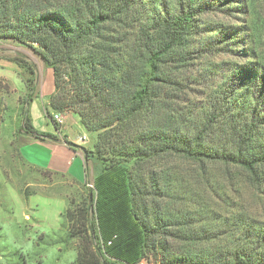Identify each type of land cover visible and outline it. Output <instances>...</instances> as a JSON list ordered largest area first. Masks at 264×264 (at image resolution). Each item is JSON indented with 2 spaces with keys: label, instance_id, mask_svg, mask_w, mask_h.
<instances>
[{
  "label": "trees",
  "instance_id": "obj_1",
  "mask_svg": "<svg viewBox=\"0 0 264 264\" xmlns=\"http://www.w3.org/2000/svg\"><path fill=\"white\" fill-rule=\"evenodd\" d=\"M263 7L264 0H0V39L32 48L52 70L51 112L71 109L93 134L91 147H82L84 160L99 162L96 184H106L139 234L119 259L102 252L95 193L72 179L79 193L66 197V238L85 242L75 264H137L144 256L159 264H264V221L239 214L197 226L199 211L169 207L193 201L188 182L156 166L177 157L205 183L210 168L222 166L264 186V57L255 40L264 29ZM217 12L248 21L206 26L203 19ZM202 53H236L243 61L223 74L205 104L179 107L186 80L173 77L172 67ZM18 64L29 73L31 99L34 70ZM51 112L45 109L57 130ZM22 129L56 139L39 134L26 112Z\"/></svg>",
  "mask_w": 264,
  "mask_h": 264
},
{
  "label": "rangeland",
  "instance_id": "obj_2",
  "mask_svg": "<svg viewBox=\"0 0 264 264\" xmlns=\"http://www.w3.org/2000/svg\"><path fill=\"white\" fill-rule=\"evenodd\" d=\"M260 11V20H264V7ZM244 20L248 21V17H228L220 12L209 14L203 19L206 26H214L213 22L239 26L244 24ZM255 40L257 50L264 57V29ZM27 48L30 56L19 52L16 61L7 63L4 70L0 71L10 79L9 83L0 79V264H75L78 249L85 242L66 238L63 212L67 206L66 197L77 196L79 191L69 176L38 167V163L44 161V156H50L53 147L66 144L35 139L22 129L26 112L30 116V123L39 134H52L55 130L54 123L45 113L47 108L52 111L48 106L47 77L45 84L43 83L44 77L50 76L53 91V72L49 68L42 74V58ZM35 59L38 63H34ZM26 60L31 61L38 79L34 88L38 87L39 81L41 83L40 96L30 105V112L26 107L30 98L27 96L24 80L29 73L18 64L19 61ZM236 61H243L236 53H202L185 64H175L170 74L186 80L177 101L179 107H199L205 104L210 91L215 85L222 83L223 74H228L231 65ZM64 80L68 81L66 76ZM55 113L61 114V128L65 125L68 137L75 139L77 145H92L93 134L84 129L77 114L71 109ZM78 136L85 138L79 141ZM66 143L72 144L69 140ZM91 159L97 166V173L96 169L93 175L90 171L87 172L85 181L96 196L94 212L100 235L99 244L102 252L118 258L119 253H124V250H133L139 234L130 227V219L119 203L110 200L106 184H96L101 167L97 160ZM156 166L161 170L167 167L171 176L180 177L184 184L188 182L184 186L189 192H193V201L173 203L169 207H180L188 213L199 211V219L202 218V221L197 226L206 221L208 224L212 221L214 226H218L225 218L230 220L239 214L246 215L251 220L264 221V186L253 184L245 172L212 166L210 170L213 177L210 182L205 183L198 170L183 159L164 157L159 159ZM87 168L90 169L85 161L86 171ZM206 212L211 217H207ZM195 226L196 224L193 227ZM222 231L225 232L226 228ZM114 236L112 243L107 244L108 238ZM142 260L146 264H159L148 256H144Z\"/></svg>",
  "mask_w": 264,
  "mask_h": 264
},
{
  "label": "crops",
  "instance_id": "obj_3",
  "mask_svg": "<svg viewBox=\"0 0 264 264\" xmlns=\"http://www.w3.org/2000/svg\"><path fill=\"white\" fill-rule=\"evenodd\" d=\"M27 47L28 46L21 45V44H18L16 42H12L11 40H8V39H0V71L4 70V68L7 66V63L15 61V59L18 58L19 52H22L23 55L28 56L29 50H27L28 49ZM30 49L33 52H35L32 48H30ZM35 54L39 55L36 52H35ZM37 59H35V62H34L33 61L34 58H33L32 62L38 63ZM26 61H28V60H26ZM28 62L30 63L31 61H28ZM41 69H42L41 70L42 74H43V72H46L47 69H49V68H46L44 66L42 60H41ZM35 75H36V73L34 71V76ZM46 77H47V84H48L47 95L50 96V94L53 92L51 89V78H50V76H49V78H48V76H45L43 79L44 84L46 82ZM0 79H5L8 83L10 80L7 77V75L3 74V72H0ZM22 80H23V77H22ZM34 80H35L34 81V84H35L38 81V79H36V76H35ZM37 84H38V87L35 86L36 93H34L32 95V97H31L32 100L29 99L26 102V107L29 110V112L31 111L30 105L33 103L34 99L36 97L40 96V91H41L40 90V86H41L40 81ZM48 101H49V97H48ZM31 117H32V114H31ZM65 128H66L65 125H63V127L61 128V134H58L56 128H55V130L52 131V134L54 136H56V139H52V138L39 139L41 141H47L50 143H53V142L54 143H63L66 145H63L60 147H53L52 153L49 154L50 156H44V161L39 162L38 164L40 166H38V167L43 168L45 170H49L51 172L61 173V174H64L66 176H69L71 179H75V180H78L80 182H84L86 177H87V172L90 171L91 174L93 175L95 172V169H96V173H97V166L95 165V162L90 158L87 160V167H89L90 169L87 168V171L85 170L84 153H83V150L81 148V147H85V146L77 145L75 139L68 137V135L65 131ZM61 137L64 140L65 139L69 140L72 144L64 143L63 140L61 139ZM33 138H35V137H33ZM35 139H38V138H35ZM90 146H86L85 148H89ZM89 164L91 166H88Z\"/></svg>",
  "mask_w": 264,
  "mask_h": 264
},
{
  "label": "built area",
  "instance_id": "obj_4",
  "mask_svg": "<svg viewBox=\"0 0 264 264\" xmlns=\"http://www.w3.org/2000/svg\"><path fill=\"white\" fill-rule=\"evenodd\" d=\"M52 117H53V120L55 121V123L57 124V126L59 127L58 129H57V132H58V134H61V124H62V122H63V119H62V116H61V114H59V113H52ZM78 138V140L80 141H82V140H84V136H78L77 137ZM61 139L63 140V142L64 143H66V141L67 140H64L62 137H61ZM108 244L109 243H111V241L110 240H108V242H107ZM137 264H146V261H144V260H140Z\"/></svg>",
  "mask_w": 264,
  "mask_h": 264
}]
</instances>
